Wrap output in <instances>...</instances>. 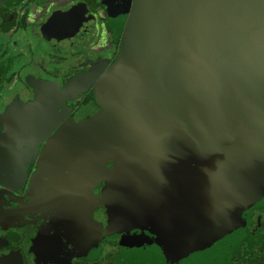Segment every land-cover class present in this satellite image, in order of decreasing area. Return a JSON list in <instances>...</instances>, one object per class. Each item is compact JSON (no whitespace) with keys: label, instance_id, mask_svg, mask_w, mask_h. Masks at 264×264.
<instances>
[{"label":"flooded vegetation","instance_id":"af4514ba","mask_svg":"<svg viewBox=\"0 0 264 264\" xmlns=\"http://www.w3.org/2000/svg\"><path fill=\"white\" fill-rule=\"evenodd\" d=\"M131 9L0 0V264H264V140L251 125L234 119L198 161L137 170L150 113L169 137L193 125L118 70ZM34 116L48 134L32 144L11 130Z\"/></svg>","mask_w":264,"mask_h":264},{"label":"water","instance_id":"95a60500","mask_svg":"<svg viewBox=\"0 0 264 264\" xmlns=\"http://www.w3.org/2000/svg\"><path fill=\"white\" fill-rule=\"evenodd\" d=\"M125 42L130 61L120 73L155 86L157 96L168 93L173 117L193 125L169 137L161 131L165 121L159 129V116L150 113L145 123L150 118L155 133L146 126L139 132L150 135L153 147L137 170L146 173L154 165L157 172L182 158H205L213 151L207 143L226 139L234 119L252 126V140H264L262 0H132ZM141 108L138 113L147 112ZM41 123L34 116L11 132L33 144L48 134ZM254 146L264 150V144Z\"/></svg>","mask_w":264,"mask_h":264}]
</instances>
